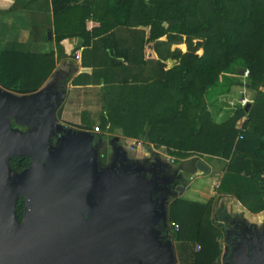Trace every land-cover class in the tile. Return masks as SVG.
I'll return each instance as SVG.
<instances>
[{
    "label": "trees",
    "instance_id": "obj_1",
    "mask_svg": "<svg viewBox=\"0 0 264 264\" xmlns=\"http://www.w3.org/2000/svg\"><path fill=\"white\" fill-rule=\"evenodd\" d=\"M19 9L31 10L35 42L53 41L54 49L1 51L0 86L36 92L56 62L69 57L62 41L80 37L81 66H90L91 73L72 82H101L103 128L164 146L187 172H195L204 155L225 159L222 191L251 212L264 210V0H15L9 10ZM121 28L129 31L125 41L116 34ZM237 62L249 70L244 85L252 102L247 111L237 106L217 122L206 92ZM106 155L104 147L102 164ZM29 163L28 156L9 161L15 171ZM23 208L20 198L19 219ZM212 211V198L175 197L168 204V221L179 225L171 238L200 245L192 264H215L221 255L222 232Z\"/></svg>",
    "mask_w": 264,
    "mask_h": 264
},
{
    "label": "water",
    "instance_id": "obj_2",
    "mask_svg": "<svg viewBox=\"0 0 264 264\" xmlns=\"http://www.w3.org/2000/svg\"><path fill=\"white\" fill-rule=\"evenodd\" d=\"M64 94L65 76L54 89L28 94L0 86V264H177L157 226L154 182L137 166L97 165L95 134L56 117ZM18 156L30 158L21 171L9 164ZM196 168L208 169L201 160ZM175 176L182 179V170ZM239 242L245 258L233 255L230 264H264L246 254L249 237Z\"/></svg>",
    "mask_w": 264,
    "mask_h": 264
},
{
    "label": "crops",
    "instance_id": "obj_3",
    "mask_svg": "<svg viewBox=\"0 0 264 264\" xmlns=\"http://www.w3.org/2000/svg\"><path fill=\"white\" fill-rule=\"evenodd\" d=\"M15 0H0V52L1 51H12V52H23V53H38L49 51L54 49V42L48 43H38L35 42L31 35V19H30V11L28 9H19L15 11H10V7L14 3ZM83 1V0H79ZM131 28L139 29L136 24H133ZM127 29H118L116 34L122 40H127L130 35ZM83 43V39L77 36L66 38L62 41V45L64 51L67 55H69L66 59H60L56 62L55 68L53 72L45 79L43 84L37 90H41L45 87H49L50 89H54V86L58 84L60 76H65V94L63 99L60 100L59 106L56 108V117L59 122L63 123L64 125H68L77 129H88L91 132L94 125L98 124L96 122L91 123L87 118L90 116L92 119H100L103 120L105 117V111L102 108L100 97H101V82L98 83L93 80V82H79L78 84H74L72 82L73 78L80 73L90 74L91 67L90 66H81V45ZM80 50V59L75 60L73 58V50L74 49ZM223 78L230 77L228 74H223ZM228 76V77H227ZM231 79V77H230ZM246 82V81H245ZM244 85V83H243ZM2 87V86H1ZM244 86L243 88H245ZM5 89V88H4ZM236 89H232L229 98L235 95ZM36 91V92H37ZM241 91L240 96L235 97L228 100V104L230 102L236 101L234 106L228 108L223 106H218V93H217V100L216 102L208 103V108L213 115V117L219 116L220 120L217 122L222 121L228 113L235 110L237 107V101L241 98L244 93L247 97L252 99V96L247 94V89L239 90ZM12 92V91H11ZM208 92V91H207ZM206 92V94H207ZM219 92V90H218ZM15 93V92H14ZM206 97V96H205ZM207 101V99H206ZM250 104V103H249ZM226 113L223 112L226 110ZM246 116L239 118L235 124L237 128L243 125ZM85 127V128H84ZM101 127V125H100ZM102 128V127H101ZM106 131V130H105ZM95 135H101V131L93 132ZM117 138V137H116ZM148 149H150L148 151ZM152 151H156L159 155L158 158L165 160H170L173 164L175 171L182 170L183 178L180 180L182 181L178 185H182L185 188L176 196L168 200V203L174 199L175 197H182L184 194H187L192 197L193 200L199 202H205L209 199H213L215 204L213 207L212 213L221 212L225 213L229 216H240L243 215L246 218L256 220V218L264 213V210L259 212H251L245 206L241 204V202L234 197L230 192L221 191L217 192V189L220 188L221 181L220 179H216L214 182L218 184V187H213L211 191L210 187L206 189L207 179L210 176H215L217 172L221 173L220 171H226V160L217 157H211L204 155L199 160L203 161L208 169L207 172H201L196 170L195 172H187L180 168L179 166V158L176 155L166 154L164 148L161 146L158 150H153L151 147L147 149H141V154L139 160H143L144 158H149L153 155ZM157 156V155H156ZM178 161H175V160ZM201 175L204 181L197 183L196 176ZM194 177V178H193ZM178 181V182H180ZM195 198V199H194ZM199 198V199H197ZM188 199V200H192Z\"/></svg>",
    "mask_w": 264,
    "mask_h": 264
},
{
    "label": "flooded vegetation",
    "instance_id": "obj_4",
    "mask_svg": "<svg viewBox=\"0 0 264 264\" xmlns=\"http://www.w3.org/2000/svg\"><path fill=\"white\" fill-rule=\"evenodd\" d=\"M104 142L105 140L103 139L98 141V137L95 135L94 143H96V150H102L105 147L107 153H109L106 162L108 163L110 161L109 163L113 170L118 171L119 168H125V166H128L129 168L127 170H130L137 166V172L139 174L146 175L147 178L152 179L156 187L155 194L153 195L157 201L156 207L163 214L158 220L157 226L161 229L163 235L170 237L171 229L168 221V200L178 194L179 190L176 189V185L182 182L180 181L181 179L175 176L176 171L171 166L172 162L157 157H150L144 158L137 165H131V162L125 161L121 155V150L118 148V138L114 137L110 139L107 142V147ZM213 217L216 219L222 232L220 238L222 252L219 256L221 264H230L233 255L240 261L244 260V245L240 244L239 239L244 241L246 236L253 241L252 246L249 245L246 248V254L251 256L252 260L255 261H258L259 258L264 259L262 250V244L264 243V213L253 221L243 215L229 216L221 212L214 213Z\"/></svg>",
    "mask_w": 264,
    "mask_h": 264
},
{
    "label": "rangeland",
    "instance_id": "obj_5",
    "mask_svg": "<svg viewBox=\"0 0 264 264\" xmlns=\"http://www.w3.org/2000/svg\"><path fill=\"white\" fill-rule=\"evenodd\" d=\"M239 64L240 63L237 62L234 65L233 69L235 68V71H229V72H226L225 73L226 75L228 74L231 77V79L228 76H227L228 77L227 79L226 78L222 79L224 76L221 75L218 84L216 86H214V87H211L208 90V92L206 94V99H207V102L208 103L216 102V100H217V93H218V96L219 97H218V100H217V102H218L217 107L218 106H223V105H224V107H227V108H228V106L231 107L230 106L231 104L230 103L228 104V102H229L228 100L232 99V97L235 98V97L240 96L241 91H239V90H242L243 91V89H245V90L247 89V87L243 88L245 86V85H243V83H244V80L243 79L244 78L241 75V71H242L243 68ZM232 89H236L235 90L236 92H235V95L234 96H232L231 98H229V95L230 94H227V93L228 92L231 93ZM218 90H219V92H218ZM247 94L250 95V97L252 96V92L249 89H247ZM234 103H236V101H234ZM227 108L223 112V115L222 116H224V113H226L227 111H229V110H227ZM87 118L89 119V121L91 123H93V122L98 123V124H96L94 126H98L100 128L101 135H98V134H96V135H97V137H98L99 140H102V139L105 140L104 144L106 145V147L108 145L107 142L110 139H112L114 137H117L119 139L118 148H120V150H121V155L123 156V159L125 161L131 162L130 163L131 165H134V164L137 165V164H139V162H140L139 157H140V154H141V149H143V148L144 149H147L148 147H151V149H153V150L154 149L155 150H158L159 148H161V146L157 147L153 143L147 142V141H145L141 137H129V136H125V135H123L121 133V131L119 129H114V130L111 131V130H107V129L103 128L102 126H101L102 127L101 128L100 125H103V122L100 121V119H92L90 116H88ZM214 120L215 121L220 120L219 116L215 117ZM12 127L13 128H17V126L14 123H12ZM20 128L21 129H25V127H20ZM101 137H102V139H101ZM137 140H141L142 141V148L141 149L140 148L129 149L128 148L129 147L128 145L132 144L134 141H137ZM162 147L164 148L166 154H170V155L173 154V152L171 150L168 151L164 146H162ZM149 150L150 149H148V151ZM108 152H110V151H108ZM152 153H153V155H151L150 157H157L158 158L159 155L156 153V151H152ZM108 154L109 153H107V155H106V159H108ZM95 159H96L97 165L98 164L99 165L102 164V162H101V150H98L97 151V156L95 157ZM106 159H105L104 164H108L107 166H111V164L109 163L110 161L107 163L106 162ZM165 160L167 161V158ZM175 161H178V160L176 159ZM171 166L173 167V164ZM125 168L127 169L129 167L128 166H125ZM220 172L221 173L217 172L215 176H210L211 174L208 175L209 178L207 179L208 182L206 184V186H207L206 189H208L210 187V189L212 191L213 190V187L215 186L214 185L215 184L214 181L217 178L220 179V181L222 182L223 186H225V183L228 180L226 171H224V172L223 171H220ZM195 178L197 179V183H199L201 181L202 182L204 181V179H201L202 178L201 175H198ZM223 189H224L223 187H220L219 189H217V192H221ZM182 198L192 199V197H190L188 195V193L187 194H184L182 196ZM197 199H199V198H197ZM205 202H207V201H205ZM214 204H215V202L213 200V207H214ZM166 205H167V203H166ZM169 238H171V236ZM220 238H221V236L218 237V239H217L219 243L221 241ZM171 240H172L174 252H175L176 257H177V264H192V252L194 251V248H195V245L196 244H193V243H190L189 244V243H184L182 241H175L172 238H171Z\"/></svg>",
    "mask_w": 264,
    "mask_h": 264
},
{
    "label": "built area",
    "instance_id": "obj_6",
    "mask_svg": "<svg viewBox=\"0 0 264 264\" xmlns=\"http://www.w3.org/2000/svg\"><path fill=\"white\" fill-rule=\"evenodd\" d=\"M73 58L75 60H79L80 59V50L77 48V49H74L73 50ZM241 75L242 77L244 78V83L246 81V79L248 78V75H249V70L247 68L245 69H242L241 71ZM243 95L241 96V98L237 101V106H245L247 105L248 103H251L252 102V99H250L249 97H247L246 95H244V93H242ZM231 106H234L236 103H232L230 102ZM242 126H240L239 128L241 129ZM100 128L98 126H94L92 131L93 132H99ZM243 135L242 133H240L238 135V138L239 139H242ZM129 149H135V148H142V141L141 140H137V141H134L132 144L128 145ZM215 187H218V184L215 185ZM169 227L171 229V232L172 231H177L179 229V225L177 223H175L174 221H170L169 222ZM200 249V245L199 244H196L195 246V250L198 251ZM216 264H221L220 263V260L218 259Z\"/></svg>",
    "mask_w": 264,
    "mask_h": 264
}]
</instances>
